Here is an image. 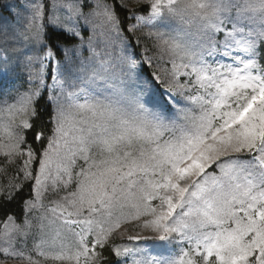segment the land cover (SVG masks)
I'll use <instances>...</instances> for the list:
<instances>
[{
  "label": "snow or ice",
  "instance_id": "1",
  "mask_svg": "<svg viewBox=\"0 0 264 264\" xmlns=\"http://www.w3.org/2000/svg\"><path fill=\"white\" fill-rule=\"evenodd\" d=\"M0 264H264V0H0Z\"/></svg>",
  "mask_w": 264,
  "mask_h": 264
},
{
  "label": "rangeland",
  "instance_id": "2",
  "mask_svg": "<svg viewBox=\"0 0 264 264\" xmlns=\"http://www.w3.org/2000/svg\"><path fill=\"white\" fill-rule=\"evenodd\" d=\"M141 7L146 8V9L148 8L147 4H144ZM146 14H147V12H146ZM115 239H117V240H119V239H126V237H121L119 235V233H117V235L115 236Z\"/></svg>",
  "mask_w": 264,
  "mask_h": 264
},
{
  "label": "trees",
  "instance_id": "3",
  "mask_svg": "<svg viewBox=\"0 0 264 264\" xmlns=\"http://www.w3.org/2000/svg\"><path fill=\"white\" fill-rule=\"evenodd\" d=\"M146 9V8H145ZM140 14H146V12H141ZM105 256L107 257V253H105Z\"/></svg>",
  "mask_w": 264,
  "mask_h": 264
}]
</instances>
